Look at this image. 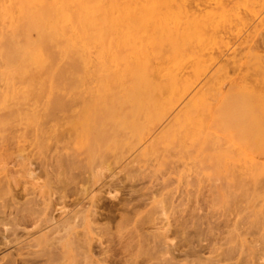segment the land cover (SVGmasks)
I'll use <instances>...</instances> for the list:
<instances>
[{"label": "rangeland", "instance_id": "1", "mask_svg": "<svg viewBox=\"0 0 264 264\" xmlns=\"http://www.w3.org/2000/svg\"><path fill=\"white\" fill-rule=\"evenodd\" d=\"M195 4L192 10L196 14L209 11V48L202 55L201 67L196 70L193 60H186L181 72L186 84L165 106L154 129L141 140H134V146L125 144L117 150H107L106 162L92 161L87 148L70 136L64 120L66 112L69 116L82 108L78 104L72 106L74 110L55 112L62 124L58 127L60 137H49L43 153L33 130L25 123L13 122L2 132L0 238L3 231L10 244L0 242V264H8L9 257H19L20 264H28L20 259L25 255L18 253L26 254L29 249H51L57 258L49 264H95L94 260H101L96 264H108L103 262L102 248L113 250L122 261L119 264H205L193 256V251L209 258L212 264L219 254L229 250L232 254L221 256L227 260L219 264H264V0H196ZM63 76L65 80L56 92L62 96L59 99L70 100L78 92L89 95L87 87L71 86L77 74ZM3 87L0 82V90ZM33 105L31 102L24 108L31 109ZM219 110L222 113L218 116ZM0 113L7 115L9 110ZM49 121L45 126L54 127V120ZM64 174L73 178L68 181L66 177H71ZM110 190H116L117 197H111ZM128 199L132 205L126 206ZM44 201L49 205L48 215L59 216L61 212H55V208H64L66 213L95 208L99 218L94 223L80 221L67 233L71 241L64 248L54 236L65 234V230L51 233L50 228L44 230L52 238L48 247L31 248L29 245L42 233L40 229L48 225L41 212ZM25 202L28 207L36 206L32 213L25 211ZM150 209L156 211L153 222L146 221ZM22 215H26L24 220ZM130 216L134 217L132 222L127 218ZM123 217L126 223H121ZM157 217L172 225L169 253L165 255L160 251L162 242L150 235ZM155 243H161L160 250L157 244L153 247ZM50 253L43 258L25 257L32 258L34 264H48L45 259Z\"/></svg>", "mask_w": 264, "mask_h": 264}, {"label": "bare ground", "instance_id": "2", "mask_svg": "<svg viewBox=\"0 0 264 264\" xmlns=\"http://www.w3.org/2000/svg\"><path fill=\"white\" fill-rule=\"evenodd\" d=\"M195 3L196 0H0V82L4 86L0 90V112L9 110L7 115L0 113V136L13 122H23L33 130L39 151L42 150L43 153L49 145L47 144L49 137L56 139L60 137L58 127H60L61 120L55 112L67 111L78 104L82 108L69 116L66 112L65 115L68 117H64V120L66 119L70 136L75 137L77 144L87 148L88 156L92 161L106 162L109 160L107 150H117L125 144L132 145L134 140H141L154 129L153 126L161 118L165 106L171 104L175 100V95L183 88L185 79L181 72L185 68V64L187 65L186 60L191 58L195 69L199 70L203 61L202 55L209 48V11L196 14L192 10ZM195 5H197V9L200 6L199 3ZM93 54H95V58ZM67 73L77 74L75 79L72 78L70 84L71 86L87 87L89 89L88 96L78 92L72 96L73 98L70 97L72 98L70 100L69 97L68 100L58 98L60 94L57 96L56 92L65 80L63 75ZM164 77L165 79H163ZM93 80L95 84H92ZM31 102L34 104L33 107L25 109L24 106H29ZM220 113L222 112L220 111L218 116ZM194 114L193 116L197 117ZM49 119L56 123L54 127L47 128L45 126ZM194 121L192 120V122ZM188 125L189 123L186 126ZM179 133L181 132L179 131ZM181 137L183 136L181 135ZM210 139L209 137L208 140ZM159 140L161 141V139ZM72 141L74 143V140ZM182 143L184 144V142ZM194 144L197 146V142ZM152 147H155V144ZM190 149L192 148L190 147ZM190 149L188 152L191 151ZM187 155L186 152V157H188ZM66 176H70V174ZM62 178L64 176L60 177V179ZM66 178L70 181L73 177ZM240 178L238 177L239 180ZM111 185L113 184L111 183ZM115 191L110 190L109 192L113 198L117 197ZM129 200L127 203L125 202L126 206L132 205V201L130 203ZM29 202L31 201H27V203ZM32 202L34 203V201ZM94 202L95 200H93L92 207ZM140 202L142 201L140 200ZM27 203H24L27 208L24 204L22 206L25 211L32 213L36 206L28 207ZM46 203L41 212L46 215L45 222L48 225L39 228L42 233L35 243L29 245L31 248H40L41 246L43 250L45 246L48 247L47 244L51 237L48 236L50 233L47 234L44 230L49 228L51 233L52 231L65 230V234H59L56 238L54 236V240L61 243L64 248L71 241V239H67V233L78 226L80 221L86 220L94 223L99 218L95 215V208L93 210H73L74 213L72 210V212L67 210L68 213H66L64 208H55L56 210H54L52 207L55 212L60 211L61 213L59 216L56 215L57 217L54 216L55 212L54 215H48L49 205ZM14 204L16 203H13V207ZM36 205L38 206L40 203ZM133 206L136 208L138 205L134 204ZM19 208L14 209L17 212ZM135 208L132 209L134 211H131L133 214H135ZM152 208L158 207L152 206ZM27 212L26 215H28ZM131 212L129 211V214ZM148 213L146 221L153 222L152 218L156 211L150 209ZM100 214L102 215V212ZM26 215H22L24 217L20 219L24 220ZM130 217L127 218L132 222L134 217ZM111 218L109 219L111 220ZM121 220V223H126L124 217ZM153 220H158L154 222V228L152 225L154 232H158L156 234L153 232L150 235H154L153 238H159V241L162 242V249L159 242L155 243L153 247L158 245V249L160 247L161 250H159L164 255L168 254L170 247L168 239L172 225L163 218L157 217ZM156 226L159 227L156 228ZM107 230L105 229V233H109L106 232ZM2 232L0 242H8L7 235ZM144 240L146 241V239ZM49 250L51 249L45 250L47 254L50 253ZM58 250L61 252L60 249ZM101 251L105 255L104 263L122 262L118 260V255L113 250L112 252L102 248ZM46 252L29 249L26 254L18 253V256L32 257L34 255V258L41 255L40 257H42ZM52 253L54 252L52 251ZM52 253L45 259L48 264L57 258L56 254ZM194 254L196 257L198 256V260L209 264V258L204 259L196 251H193V256ZM230 254L232 251H224L218 255V259L211 262L219 264L223 262L225 256L229 257ZM24 257H20V259L29 262L28 264H34L32 258ZM17 258L9 257L6 263L18 264L20 260L18 261ZM172 259L173 257H171ZM94 261L101 262V260Z\"/></svg>", "mask_w": 264, "mask_h": 264}]
</instances>
